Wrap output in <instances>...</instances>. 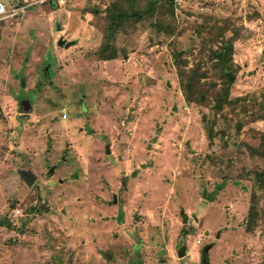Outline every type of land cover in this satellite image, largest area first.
Listing matches in <instances>:
<instances>
[{"label": "rangeland", "instance_id": "374dc122", "mask_svg": "<svg viewBox=\"0 0 264 264\" xmlns=\"http://www.w3.org/2000/svg\"><path fill=\"white\" fill-rule=\"evenodd\" d=\"M1 1L0 264H263L264 0H132L112 59L119 0Z\"/></svg>", "mask_w": 264, "mask_h": 264}, {"label": "trees", "instance_id": "16d2710c", "mask_svg": "<svg viewBox=\"0 0 264 264\" xmlns=\"http://www.w3.org/2000/svg\"><path fill=\"white\" fill-rule=\"evenodd\" d=\"M132 0H127L126 2H124L123 4H121L120 2H122L121 0L116 1L115 3L112 4L111 8L109 9V12L107 14V24H106V31H105V36L104 39L100 45V48L98 50V55L99 57H101L102 59H112L117 57V53H116V46L114 44V40L116 38L117 35V31L118 29L123 26L126 22H130V21H134L137 19L142 18L145 13L147 11L150 10V6L151 4H149V7H147L146 9H137V8H130L128 7L126 4L131 2ZM155 3L157 0H154ZM173 4H174V0H170ZM154 2H152L153 4ZM182 6V5H180ZM231 42L229 44V46L224 45L223 46V52L220 51H216L215 55L217 58H219L221 61H226L227 59H229V53L231 51ZM225 74L227 76H229L230 80L233 79L232 76V72L230 73L228 68L225 69ZM197 76L196 73L194 74H190L188 77V81H187V89H189L190 91H192V87L193 85L196 86L197 82ZM229 96H230V84L228 82H226L223 86L222 89H220L219 91H217L216 93V98H215V107L216 108H222V106L224 105L225 102H227L229 100ZM264 138V134L262 136ZM125 179L122 181L123 185H125L127 183L128 180V176L124 177ZM249 215L253 216L254 214L257 213V209L255 207V204L252 203L250 208H249ZM121 216H120V221H124L123 220V210H121ZM182 215H183V220L185 225L187 224V214L186 212H184V210H182ZM13 219L10 216H3L0 218V224H6L12 226L13 225ZM183 232L185 233H189L187 232V230L182 229ZM180 245L182 246L180 248V251L182 253H184L185 249L187 248L185 244H182L180 242H178V248L180 247ZM184 245V246H183ZM210 249V245L208 246H204L202 248V264H209L207 257H208V250ZM263 264H264V260H263Z\"/></svg>", "mask_w": 264, "mask_h": 264}, {"label": "water", "instance_id": "95a60500", "mask_svg": "<svg viewBox=\"0 0 264 264\" xmlns=\"http://www.w3.org/2000/svg\"><path fill=\"white\" fill-rule=\"evenodd\" d=\"M25 103H26L25 110L29 112L31 110V106L29 104L30 102H25ZM105 139L108 140V136H105ZM107 152L108 153L111 152L109 144H107ZM21 156L23 160L21 162H17L15 171L18 174L19 180L21 182H25L27 185L32 186L37 180L38 177L37 172L33 167L30 154L24 151L21 152ZM115 201H117L116 196H115ZM208 259H209V255L207 257V260Z\"/></svg>", "mask_w": 264, "mask_h": 264}, {"label": "built area", "instance_id": "2783aa9c", "mask_svg": "<svg viewBox=\"0 0 264 264\" xmlns=\"http://www.w3.org/2000/svg\"><path fill=\"white\" fill-rule=\"evenodd\" d=\"M41 1H45V0H41ZM176 4L178 5H183L189 2H194L196 0H174ZM26 5L20 6V7H12V8H8V6L0 0V19L4 18L6 16H14L19 14L21 11L24 10ZM200 9H204V4L201 5L199 7ZM67 113L64 112L63 113V117H67ZM22 210L21 208L17 207L15 209H13V211L11 212L10 216L11 218L14 220L15 218L19 217V215H21ZM196 241L197 243H201L203 241V233H198L196 235Z\"/></svg>", "mask_w": 264, "mask_h": 264}, {"label": "crops", "instance_id": "0c3cea01", "mask_svg": "<svg viewBox=\"0 0 264 264\" xmlns=\"http://www.w3.org/2000/svg\"><path fill=\"white\" fill-rule=\"evenodd\" d=\"M136 174H137V173H136ZM126 176H127V175H126ZM128 180H129V177H128ZM128 180H127V182H128ZM122 185H123V183H122ZM126 185H127V184H126ZM126 185H125V186H126Z\"/></svg>", "mask_w": 264, "mask_h": 264}]
</instances>
